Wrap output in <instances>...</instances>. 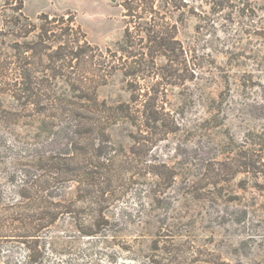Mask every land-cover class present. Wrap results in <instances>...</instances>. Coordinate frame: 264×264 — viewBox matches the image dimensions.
I'll list each match as a JSON object with an SVG mask.
<instances>
[{
    "label": "rangeland",
    "instance_id": "rangeland-1",
    "mask_svg": "<svg viewBox=\"0 0 264 264\" xmlns=\"http://www.w3.org/2000/svg\"><path fill=\"white\" fill-rule=\"evenodd\" d=\"M15 1L0 0V264H264V0H21L22 29ZM43 24L83 53L24 52L61 73L35 105L12 96L11 45Z\"/></svg>",
    "mask_w": 264,
    "mask_h": 264
},
{
    "label": "trees",
    "instance_id": "trees-1",
    "mask_svg": "<svg viewBox=\"0 0 264 264\" xmlns=\"http://www.w3.org/2000/svg\"><path fill=\"white\" fill-rule=\"evenodd\" d=\"M130 1L132 0H125V5H128ZM7 5L13 11L12 16L8 20H6L11 24V26L22 29L27 25H31V23L28 22L29 17L22 13L23 4L21 0L15 1L14 4L8 2ZM49 16L50 14L46 12H41L36 16V18L48 22L47 20H49ZM4 17L5 15L4 13H2V21H5ZM42 28L43 30L37 35V39L33 41H15L13 45H11V47H13V55L15 57V62L17 63L15 75L18 77V84H20L12 89V96L24 102H32L35 105L40 104L45 96L58 99L59 95H57V93L59 90L57 87H55V85H52L51 82L52 80L57 79L59 77V74L61 73H59V71H55L53 73H36L30 68H27L26 65L29 63L27 58L29 56L24 55V52L29 50L31 53V57L39 56L43 54V52H46L47 50L51 49L53 46L52 44L55 43L56 48L54 50H51V52L48 54L49 56H52L55 59H62L64 57H79L83 53V46L79 43L78 39L74 38L69 32L63 31L61 33H58V35L53 34L54 38H51V34H48V29L44 27V24ZM23 33L26 34L25 32ZM123 37L124 41L129 40L130 34L128 32V29L125 30ZM150 40L153 41L154 47H163L166 44L163 38L157 39L156 36L152 37V39ZM85 44L86 46H88L86 41H84V45ZM107 50L110 51L109 49ZM137 63L138 66L143 64V62L141 63L140 61H137ZM101 67L102 70L107 71L109 75L112 74L116 68L114 65H110V63H108V61H106L105 59L99 63V69H101ZM139 71L140 70L138 68L130 64L127 66L125 72L126 74L136 75ZM3 92L4 91L0 90V95ZM40 161L42 162L41 164H43V169L50 171L51 173H53L55 169L56 172L59 171L60 173H64L66 171V168L61 166L59 168H55V166H53V161L49 159H47L46 161L41 159ZM93 173H98V171H93ZM173 176L174 174L172 173L170 175V178L172 179ZM44 182L46 183L49 181L46 180ZM39 216L41 220H47L48 218L52 217L50 211L48 210L42 211Z\"/></svg>",
    "mask_w": 264,
    "mask_h": 264
}]
</instances>
